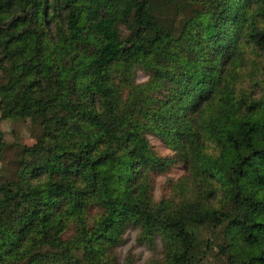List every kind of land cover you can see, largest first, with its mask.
Masks as SVG:
<instances>
[{"label": "trees", "instance_id": "1", "mask_svg": "<svg viewBox=\"0 0 264 264\" xmlns=\"http://www.w3.org/2000/svg\"><path fill=\"white\" fill-rule=\"evenodd\" d=\"M263 76L264 0H0V264H264Z\"/></svg>", "mask_w": 264, "mask_h": 264}, {"label": "rangeland", "instance_id": "2", "mask_svg": "<svg viewBox=\"0 0 264 264\" xmlns=\"http://www.w3.org/2000/svg\"><path fill=\"white\" fill-rule=\"evenodd\" d=\"M264 77V76H263ZM146 81V76L142 72H137L136 83L141 84ZM0 131L4 135L6 143L9 148L6 150L3 160L0 163V176L3 177L4 174L11 170L12 162L15 160V148L14 144H24L31 146L34 141L31 137V131L29 124L21 121H0ZM154 151L160 157L169 156L170 152L155 138H149ZM2 170V171H1ZM183 174L182 167L178 166L172 168L165 175H159L155 179V190H154V200L159 201L163 196L167 195L168 190L166 187V182L177 181ZM131 255L134 258L135 264H146L152 259H159L161 256V244L156 243V249L150 251L146 245L141 244L137 240V232L129 231L125 236V242L123 246L118 250V262L117 264H124L127 256ZM215 261V262H214ZM205 264H220L216 259L210 258Z\"/></svg>", "mask_w": 264, "mask_h": 264}]
</instances>
